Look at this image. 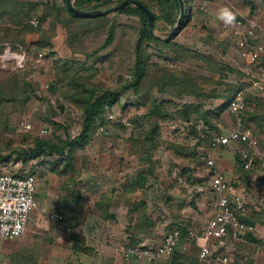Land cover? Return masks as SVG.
Masks as SVG:
<instances>
[{"label":"rangeland","instance_id":"obj_1","mask_svg":"<svg viewBox=\"0 0 264 264\" xmlns=\"http://www.w3.org/2000/svg\"><path fill=\"white\" fill-rule=\"evenodd\" d=\"M18 1L37 5V9L24 22L20 17L17 19V24L9 22L8 17L2 21V24L0 20V29L11 32L10 36H5L0 30V48L3 43L9 42L14 53L23 54L19 50L27 49L36 57L25 58L27 62L12 63L13 65L5 68L0 63V155L8 156L13 151L26 150L31 147L35 137L49 140L64 139L63 130L57 128L52 122L64 125L71 138L79 135L83 114L80 108L66 96V92L75 79L73 76H76L73 73L89 80L87 87L118 92L119 104L113 107L110 122L101 128L102 131H99V128L94 132L83 149L74 154L77 157L75 161H78L80 157H85L87 160V164H83L84 180L89 175L103 172L109 165H113L112 168L117 170L118 176L123 169L129 176L145 170L137 158L138 145L142 138L151 135L159 137L163 143L154 153V158L160 160L161 165L155 170L156 174L153 178L146 179L145 184L148 186L146 190H149L144 197L149 203L148 213L152 222L159 227H155L157 230L151 239H160L164 232L174 226L173 222L170 225L163 224L167 218L176 215L179 210L182 219L179 223L183 225L178 224L176 227L181 229V240L184 239L187 243L190 241L189 246L192 252L198 256L197 241L195 238H190L189 231L194 235H200L205 221L212 216L207 203V194L200 196L199 193L200 188L209 186L210 172L206 166V160L211 154L207 153L208 143L200 144L196 148L195 155H190L188 159L174 156L166 150V146L176 141L190 149L195 146L196 138L189 136L186 123L179 120L180 117L178 118L175 114L177 108L182 105H197L212 114L224 107L219 118H213L214 122L220 126L218 131L226 133L237 127L243 131L246 130L257 140L259 148L264 149V102L257 101L254 97L250 98L251 96L248 95V98L253 101L249 99L247 113L243 112L237 117L226 107L234 89L243 84L244 88L247 84L242 83L243 77L238 70L231 67L233 60H236V50L230 40V30L223 29L221 21L217 19L218 11L227 8L236 17L250 21L256 29H262L264 32V0H184L190 7L188 15L184 11L187 21L177 35L167 41L172 46H164L161 41L168 38L179 14L174 12L166 14V10L165 13L162 12L154 0H143L150 8L149 11L158 16L157 20H154L152 38L159 41L145 42L148 44L144 50L147 56L146 74L148 73L151 77H147L145 83H142L145 93L138 95L128 87L132 83L134 47L141 26L138 17L127 15V13L110 12L101 14L104 16L102 18L71 23L67 21L65 12L62 11L58 15V12L51 8L63 9L66 0ZM74 1L70 0L73 6ZM123 1L125 0H113L111 4L94 10H107L118 6ZM0 6L2 8L3 4ZM182 6H184L183 0ZM170 14L171 16L167 19L166 17ZM26 23L35 30L25 31L22 26ZM111 26L113 40L109 47L102 50L101 46L108 37ZM262 31L261 35H263ZM55 60L58 61L57 65H54ZM63 63H67L66 68H59ZM222 64L231 67L235 74L226 72L220 74L219 68ZM171 76L176 80L191 81L192 84L182 85L181 89L178 86L165 85L166 92L160 93L159 88L153 87L151 84L153 81H150L152 77L162 80ZM54 77L61 79L62 84L59 85L61 88L50 91L49 86ZM148 85H151L150 89ZM177 89L183 91L179 97L176 96ZM153 97L165 102L166 108L172 114L175 112L168 119L152 118L151 122L157 123L155 130L154 125L145 119L147 106ZM253 107L257 110L252 113ZM249 112L251 113L248 114ZM252 114H255L257 119L256 116L255 119H250ZM24 122L31 125L29 129L22 128L21 124ZM41 129H47L48 133L41 135ZM237 149V145H232L230 148H217L213 152L214 158H211L215 161L216 168L226 175L228 182L240 193L239 196L246 206L247 219L252 222L254 228L257 227L254 234L259 237V242L245 243L242 241L243 238L238 241L230 240L226 242V251H224L239 258L241 260L239 264H264V169H254L249 175L243 177L236 164ZM120 155L123 157L124 164L119 163ZM12 158L6 170L14 174L27 168L33 171L36 177L35 195L39 199L43 198V190L50 180H53L56 186H62L64 177V183L67 186L74 185L76 169L73 164L75 161L64 173V168L60 166L56 156L42 157L39 163L34 160L27 164H22L15 159V155ZM54 168L64 174L58 175L52 172L55 171ZM184 168L190 170L185 175L182 174ZM166 188L172 192L165 203L174 202L176 206L170 212L155 208L152 202L153 200L160 203L161 201L158 200L162 195L157 191L163 192ZM147 194L152 196L147 198ZM196 194L199 195L195 197ZM189 195L199 201L193 207L190 204ZM137 196L138 199H142L143 191ZM89 204L88 202L87 206ZM61 212L56 214H61L64 221L72 225L68 234H72V231L75 234V227L78 224L75 222L78 221L77 212L73 210ZM39 214L41 220L46 222L47 228H51L50 231L54 232V229L59 227L47 216V214H54L53 211L45 210ZM131 220L132 217H129V222ZM216 250L218 251V248Z\"/></svg>","mask_w":264,"mask_h":264},{"label":"crops","instance_id":"obj_2","mask_svg":"<svg viewBox=\"0 0 264 264\" xmlns=\"http://www.w3.org/2000/svg\"><path fill=\"white\" fill-rule=\"evenodd\" d=\"M218 127L220 126L218 125ZM237 146L239 147V145ZM213 152L214 149L209 147L207 153L211 155L207 157V160L211 157L214 158ZM75 160H77V157H75ZM108 160L111 164L110 159ZM152 160L154 165L152 171H150L148 165L141 164L139 161L145 170L143 169L133 176L126 174L127 171L123 169L124 166L121 167L123 171L121 170L120 176H118L117 170L115 171L112 168L113 165H109L103 172H99L97 175L93 174V176L89 175L90 177L87 175L89 179L86 177L84 180L83 173L85 172V167L83 164H87V160H85V157L78 158V161H75L73 164L76 169L74 173V185L67 186L64 183V177L62 178V186H56V183L50 180L47 183V187L43 190V198L39 199L36 197L38 208L31 214L24 234L13 241L0 240L1 264H146L144 260L137 259L136 257H124L121 251L122 248L131 244L130 241L133 239L135 242L132 244L139 242L157 244L168 230L176 227L178 224H182L179 223L182 222V219L180 217L181 211L178 210L177 214L175 212L176 215L170 216L167 218L168 220L166 219L167 222L165 221L163 225H170L173 222L174 226L164 232L160 239H151V236H154L153 233L157 230H155L157 225L153 222L151 227L145 231L136 233V236L132 238V227L136 224V215L129 214V207L134 201H143L147 206V212L149 211V203L144 198L146 197V192L148 193L149 191L146 190L148 189V186L145 185L146 179L153 178L156 174L155 170L161 165L160 160L154 158V154ZM119 163L124 164L122 155H120ZM52 172L58 175L65 173H60V170L57 169ZM222 174L228 181L226 175ZM87 180L88 183H86ZM89 181L92 184H89ZM183 185L186 187L185 184ZM234 189L236 193L240 194L236 188ZM206 190L207 187L200 188V191L198 190L200 196L206 195ZM142 191L143 198L138 199L137 195ZM157 192L162 197L158 200L161 201L160 203L152 200L155 208L168 212L172 211L176 207L175 203L169 202V200V203H165V200L170 198L169 194L172 191L166 188L163 192ZM151 194L153 195V193ZM151 194H147V198L152 196ZM198 195L196 194L195 197ZM189 197L192 207L194 204H197L196 202H199L196 199L194 200L192 195H189ZM88 202L90 203L89 206H87ZM100 205H103V207H100ZM100 208H104L105 215L104 213H100ZM45 210L53 211L54 213H62L61 211L69 210L77 212L78 221L75 222L78 224L75 227V235H78V238L76 245H74L71 237L74 235V231H72V234H68L72 225L69 222L66 223L64 218L61 223H55L59 227L55 226L57 228L54 227V232L50 231L51 228H47L46 222L41 220V215L39 214V212L41 213V211ZM129 217H132L131 222H129ZM148 217L150 218L149 213ZM188 222L191 221L188 220ZM255 239L259 242L257 235ZM242 241L245 242L244 240ZM189 243L190 241L187 243L183 239L175 249L174 253L175 255L178 254L179 257L177 264H189L190 261L199 264H220L217 257L219 251L222 252L221 248L217 251V246H214L213 261L205 262L201 261L192 252ZM226 253L229 254V252ZM175 255L172 254L170 257L154 260L149 264H176ZM230 255L240 263L241 260L239 258L232 253Z\"/></svg>","mask_w":264,"mask_h":264},{"label":"built area","instance_id":"obj_3","mask_svg":"<svg viewBox=\"0 0 264 264\" xmlns=\"http://www.w3.org/2000/svg\"><path fill=\"white\" fill-rule=\"evenodd\" d=\"M221 27L230 30V40L236 50V60H233L231 67L238 70L243 83L247 84L244 88H237L228 101L229 112L237 117L248 110V95L264 98V32L240 17H236L231 25L221 22ZM25 58L24 53L16 54L6 44L0 54V63L5 68L15 63L22 64L26 61ZM112 116L110 114L108 119H112ZM186 125L194 126L191 122ZM21 126L29 129L31 125L24 122ZM100 130L102 131L101 128ZM195 130L199 137H210L211 149L239 145L237 155L244 170L251 171L256 165L264 169V149L258 147L257 140L248 131L237 127L226 133H217L209 131L201 122H197ZM47 133V129L40 130L41 135ZM206 166L210 172L206 190L207 203L212 216L207 219L200 235L191 232L189 235L197 241L201 261H213V248L216 244L222 250L217 257L220 264H239L238 260L224 251L225 244L229 240L238 241L243 235L254 232V225L247 220L244 200L216 168L215 161L210 158L206 161ZM6 168L7 165L0 164V240L13 241L24 234L31 214L38 208L36 177L28 168L15 174ZM47 216L54 223L63 221L61 214ZM180 240V230L174 227L157 244L139 242L125 246L121 251L124 257H136L149 264L154 260L170 257Z\"/></svg>","mask_w":264,"mask_h":264},{"label":"trees","instance_id":"obj_4","mask_svg":"<svg viewBox=\"0 0 264 264\" xmlns=\"http://www.w3.org/2000/svg\"><path fill=\"white\" fill-rule=\"evenodd\" d=\"M113 0H75L74 1V8L77 10L81 11H89V10H94L97 9L101 6L111 4ZM136 2L141 3L144 5L148 10L150 8L146 3H144L143 0H134ZM159 8L161 9L162 12L166 14L168 13H175L179 14L180 13V4L178 0H154ZM172 1V2H171ZM171 2V3H170ZM184 11L188 15V10L189 6L187 4V1H184ZM0 4H3V7L1 8L0 6V20L1 24L3 23L5 18L8 17V21L17 24V19L18 17L21 18V20H27L32 16V14L35 13L37 9V5L28 3V2H20L18 0H11V1H0ZM6 4V5H5ZM52 10L58 12L57 14L59 15L60 13L65 12V16L67 21L69 22H80L83 20H90V19H97V18H102L104 17L103 15L100 16H91V17H86V16H80L75 14L68 6L67 2L65 3V6L63 9L51 7ZM115 13H127V15L131 16H136L138 17V21L140 22V30H139V35L137 36L136 44L134 47V64H133V72H132V83L129 84V88L133 90V92L138 95L145 93L144 90V85L142 86V83H145L147 77H151L148 73L146 74L147 66V56L144 54V50L146 45L148 46L147 41H156L158 39H153L152 36L149 34L148 30V22H147V16L137 7L133 5H129L126 8H123L122 10H119ZM154 14V13H153ZM155 15V14H154ZM187 15H184L182 22L180 24V27L176 30V32L172 35V37L169 39L171 40L172 38L177 35V33L185 26L186 21H187ZM171 16H167L166 18L168 19ZM158 16L155 15V20H157ZM22 22V21H21ZM20 24V23H19ZM25 31L27 32H32L35 30L32 26H30L28 23L24 24L22 26ZM112 27V26H111ZM1 30V29H0ZM5 36H10V30H1ZM113 32V27L109 28L108 32V37L106 38L103 46H101V49H106L109 47V44L113 40L112 36ZM159 41V40H158ZM161 43L166 46L172 44L165 40H162ZM8 44L11 48L13 49L11 44L9 42H5L2 44L0 48V54L2 53L5 45ZM13 51V50H12ZM14 52V51H13ZM19 52H22L25 54V57L30 59L35 58L36 56L29 52L27 49L26 50H19ZM27 62V61H26ZM58 61H54V65H57ZM67 63L61 64L59 68H66ZM220 74H224L226 72L227 74L234 73L235 71L226 65H221L219 68ZM71 74V73H69ZM76 76H73L75 79L70 86L69 90L66 92V96L70 98L73 103H75L78 108L82 111L83 114V122L81 126V131L78 136H75L74 138H71L67 134V130L64 127V125H61L57 122H52L53 125H55L57 128L62 129L64 132V139H45V138H39L35 137L33 139L31 147L27 148L26 150L20 151H13L12 153L14 154H9L8 156H1L0 155V164L7 165L10 161L13 160V156L15 155V159L19 160L22 164H27L29 162H33L36 160L38 163L40 161V158L42 157H48V156H56L58 157V163L60 166L64 168L65 173L67 172L66 169H68L71 166V163L73 164L75 153L81 149L89 142L91 139L92 135L94 132H96L99 128H103L109 121L108 117L112 113V109L115 105L119 104L120 100V94L118 92L112 91V90H107V89H102V88H95V87H87V80L83 76H77V74H74ZM239 75V74H238ZM70 76V75H69ZM223 76V75H222ZM150 81H153L151 84L155 88H159L160 93H165L166 91L164 90L165 85L167 86H172L176 87L178 86L180 89L182 85H185L188 83L192 84L191 81L187 82L186 80H176L172 76L169 78H154L152 77ZM158 82V83H157ZM156 83V84H155ZM62 84L61 79L58 77H54L52 80L49 89L50 91H55L57 88H59ZM243 85H238L237 88H243ZM61 88V87H60ZM148 88H151V85H148ZM235 88L234 91L237 89ZM234 91L230 95L229 99L233 95ZM65 92V90H64ZM176 96L179 97L182 95V90H175ZM69 93V95H68ZM200 95V94H197ZM251 96V97H250ZM250 98H255L258 100H261L264 102V98L261 96H255V95H249ZM248 96L246 98V101L249 102ZM228 99V101H229ZM254 99V100H255ZM252 99H250L251 101ZM228 101L226 104V107L228 109ZM253 101V100H252ZM251 101V102H252ZM256 101V100H255ZM166 103L163 101H158L157 98L153 97L151 101L149 102L147 106V114H145V119L147 122H151L152 118L154 119H168L171 118L172 115L175 114V112L172 114L168 109L166 108ZM224 108V107H223ZM223 108L221 110H216L215 114H212L211 112L203 110L201 107L197 105H182L180 108H177L176 111V116L181 119L182 122L184 123H193L194 126H190L187 129L189 130V136H194L197 138V142L195 146H193L191 149L188 148V146H185L184 144L180 142H173V143H168L166 146V150L170 151L174 156L188 159L190 158V155H195L196 148L200 144H207L208 147H210V137L205 135L204 137H199L196 133L195 130V125L197 122H201L209 131L212 132H217L218 131V124H216L213 120V118H219V115L221 114V111H223ZM257 109L253 107L251 112H255ZM249 112L248 114H250ZM247 113V112H246ZM255 114L250 116V119H255ZM257 119V116H256ZM174 120V118H173ZM151 124L154 125V130L157 128V123L151 122ZM155 133V132H154ZM153 134V133H152ZM143 140L140 142V145H138V150L137 155L139 158V161L141 164L148 165V168L150 171L153 170V154L157 151L159 146L162 145V141L157 138V136H148L146 138H142ZM259 147V146H258ZM195 159L194 161L197 163ZM237 168L240 171V174L245 177L246 175H249L251 171L254 169L261 168L256 165V167L251 170V171H246L243 169L242 163L239 160V157L237 155ZM56 170V168H54ZM263 169V168H261ZM190 171L188 168H184L182 170V174H186ZM33 175V171H30ZM35 176V175H34ZM103 204V203H102ZM103 207V205H100V207ZM129 214L130 215H136V224L134 227H132V238L136 236V233H139L141 231H145L149 227L152 226V221L148 217V212H147V206L143 201L136 202L134 201L132 204H130L129 207ZM100 213H104L105 211L104 208H100ZM103 217V216H102ZM248 220V219H247ZM249 221V220H248ZM250 222V221H249ZM180 228V227H179ZM181 230V229H180ZM72 240L74 242V245L77 243V238L78 235H72ZM241 238L244 239L245 242H248L250 244H256L257 239L256 235L252 232L246 235H243ZM240 238V239H241ZM131 244L134 243V239L130 241ZM175 252V251H174ZM175 255V253H173ZM176 258V264H177V259L178 254L175 255ZM184 264V263H182ZM189 264H199L194 261H190Z\"/></svg>","mask_w":264,"mask_h":264},{"label":"water","instance_id":"obj_5","mask_svg":"<svg viewBox=\"0 0 264 264\" xmlns=\"http://www.w3.org/2000/svg\"><path fill=\"white\" fill-rule=\"evenodd\" d=\"M69 8L77 15L80 16H86V17H91V16H95V15H101V14H105V13H110V12H117L119 10H122L125 7H128L129 5H133L137 8H139L146 16H147V22H148V30H149V34L151 36L152 35V30H153V24H154V20H155V15L149 11L144 5H142L139 2H136L134 0H125L123 1L121 4H119L118 6H115L113 8H109L107 10H94L91 12H85V11H81V10H77L74 8L73 4L70 2V0H66ZM179 4H180V13L179 16L177 18L176 24L174 25V27L171 30V33L169 34L168 38L165 41H168L172 35L176 32V30L180 27V24L182 22V19L184 17V9L182 6V0H178Z\"/></svg>","mask_w":264,"mask_h":264},{"label":"clouds","instance_id":"obj_6","mask_svg":"<svg viewBox=\"0 0 264 264\" xmlns=\"http://www.w3.org/2000/svg\"><path fill=\"white\" fill-rule=\"evenodd\" d=\"M217 19L225 23L226 25H231L235 22L236 16L231 10L227 8H222L217 13ZM18 229H19V226H18ZM16 234L17 235L19 234V230L17 231Z\"/></svg>","mask_w":264,"mask_h":264}]
</instances>
